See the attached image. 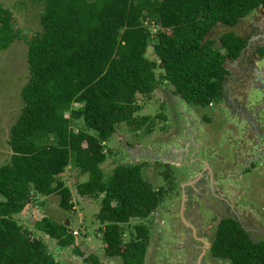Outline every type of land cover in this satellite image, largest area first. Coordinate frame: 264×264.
<instances>
[{
	"label": "trees",
	"instance_id": "16d2710c",
	"mask_svg": "<svg viewBox=\"0 0 264 264\" xmlns=\"http://www.w3.org/2000/svg\"><path fill=\"white\" fill-rule=\"evenodd\" d=\"M259 5L264 0H42L40 29L25 40L28 77L8 130L10 156L0 164V264H63L13 215L36 194H57L59 206L72 210L71 190L60 177L70 164L86 176L77 193L99 201L104 254L143 264L150 229L128 222L150 215L167 191L143 177L140 163H117L106 174L107 141L118 124L152 131L153 118L134 116L136 95L149 97L163 80L187 103L205 107L220 100L224 62L247 42L232 26ZM216 26L227 27L218 45L208 37ZM20 37L0 2V50ZM161 174L167 184L168 172ZM33 226L58 247L72 245L83 254L65 222L43 215ZM208 252L225 264H264V240L252 239L231 215L218 218ZM84 261L104 264L93 253Z\"/></svg>",
	"mask_w": 264,
	"mask_h": 264
},
{
	"label": "rangeland",
	"instance_id": "374dc122",
	"mask_svg": "<svg viewBox=\"0 0 264 264\" xmlns=\"http://www.w3.org/2000/svg\"><path fill=\"white\" fill-rule=\"evenodd\" d=\"M0 2L11 10L14 28L19 29L23 36L0 50V164H3L11 152L7 142L8 130L20 112L23 103L20 89L28 77L25 40L40 29L38 17L42 0ZM243 21L232 28L237 31L238 26L240 29L245 27ZM224 28L227 27L216 26L209 33L208 37L214 40L215 45L219 44L217 39ZM147 56L155 59L150 49ZM260 61L258 63L264 67V59ZM232 62L227 61L225 66H231ZM155 73L158 76L161 69L156 67ZM229 77L223 83L225 98L236 97L240 103H253L257 94L253 87L245 86L241 90L242 95L239 92L236 96L235 84ZM172 89L163 80L149 97L136 95L140 108L134 116L153 118L152 131L146 133L140 127L131 132L125 124H118L106 144L112 153L107 154L102 167L106 174H111L117 163H140L143 177L153 187L166 188L164 200L150 215L131 218L128 222L132 225L145 223L150 229L143 264H225L208 252L220 216L236 217L252 239L264 240V107L254 115L261 128L256 134L255 146L253 130L246 127L243 119L237 120L230 114L224 107L226 100L224 104L218 100L200 107L187 103ZM158 112L163 113L164 118H154ZM78 127L74 126V129ZM163 171H167L168 178H171L167 184L161 174ZM205 172L213 173L210 177L213 194L208 190L198 193L199 182L207 186ZM60 177L71 190L72 210L59 206L57 194H36L32 196L33 202L13 217L42 238L57 262L91 264L84 258L93 253L104 264H123L117 256L108 257L103 252L102 236L98 230L100 223L95 218L99 201L79 195L75 189L76 183L86 176L80 175L70 164ZM191 185L197 190L195 194L191 193ZM42 214L69 225L80 242L83 254L73 251L72 245L58 247L55 239L35 229L33 223ZM187 222L194 225L193 232ZM129 229L133 232V226ZM198 237L204 239V246ZM127 238L126 232L124 239Z\"/></svg>",
	"mask_w": 264,
	"mask_h": 264
},
{
	"label": "flooded vegetation",
	"instance_id": "af4514ba",
	"mask_svg": "<svg viewBox=\"0 0 264 264\" xmlns=\"http://www.w3.org/2000/svg\"><path fill=\"white\" fill-rule=\"evenodd\" d=\"M242 20H244L243 22L245 23V27L240 29V27L238 26L237 32L239 30L240 34L247 39V42L245 47L241 50L237 57L228 59L224 62L225 65L227 64V61H233L231 63V66H225L228 70L225 78H227V76L229 75L230 81L235 84L236 88L234 89V95L237 96V93L239 94V92H241V90L247 85H251L257 94L253 99V103H240L236 101V97H234L233 99L230 98L228 100L227 98H225V84H223V94L220 101L221 104H224V100H226L227 104H225L224 107L228 109L230 114H233L232 116H235L237 120L243 119L245 121L246 127H249L253 130L255 141H252H254L253 144L256 146V134L261 130V128L260 126H258L259 122H256V120H254V115H257L259 113L258 111L264 107V67L258 63L261 62L260 60L264 59V5H259L258 7L254 8L247 16L239 20V22L242 23ZM242 93L243 92H241L240 95H242ZM246 134L248 137H253V135H251L250 133ZM205 177H207L208 181L206 182L207 186L199 182L198 185L200 189H197L198 193H204L206 192V190H208L209 192L211 191V194H213L211 185L213 183V180H210V177H213V173H206ZM202 178L203 177H201V179ZM191 186V193L195 194L196 189L193 185ZM188 224L187 225L189 226L190 230L193 232L194 225L191 223ZM198 241L199 243H201V246H204L205 241L202 237H198Z\"/></svg>",
	"mask_w": 264,
	"mask_h": 264
},
{
	"label": "water",
	"instance_id": "95a60500",
	"mask_svg": "<svg viewBox=\"0 0 264 264\" xmlns=\"http://www.w3.org/2000/svg\"><path fill=\"white\" fill-rule=\"evenodd\" d=\"M192 182H193V181H192ZM183 199H184V195H183ZM28 205H29V203H26L20 212L24 211V210L27 208ZM182 207H183V205H182V203H181V209H182ZM42 216H43V214H42L40 217H42ZM40 217H39V218H40ZM37 219H38V218H37ZM187 224H188V223H187ZM188 225H189V224H188Z\"/></svg>",
	"mask_w": 264,
	"mask_h": 264
}]
</instances>
